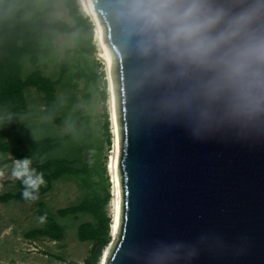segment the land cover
Wrapping results in <instances>:
<instances>
[{
	"label": "water",
	"instance_id": "obj_1",
	"mask_svg": "<svg viewBox=\"0 0 264 264\" xmlns=\"http://www.w3.org/2000/svg\"><path fill=\"white\" fill-rule=\"evenodd\" d=\"M117 2L92 0L119 131V229L105 264H264V120L194 133L162 102L166 85L139 82L145 60L125 42Z\"/></svg>",
	"mask_w": 264,
	"mask_h": 264
},
{
	"label": "clouds",
	"instance_id": "obj_2",
	"mask_svg": "<svg viewBox=\"0 0 264 264\" xmlns=\"http://www.w3.org/2000/svg\"><path fill=\"white\" fill-rule=\"evenodd\" d=\"M115 15L145 60L139 82L166 85L162 102L194 133L264 120V0H118ZM11 174L25 199L38 198L46 181L30 156L15 158Z\"/></svg>",
	"mask_w": 264,
	"mask_h": 264
},
{
	"label": "rangeland",
	"instance_id": "obj_3",
	"mask_svg": "<svg viewBox=\"0 0 264 264\" xmlns=\"http://www.w3.org/2000/svg\"><path fill=\"white\" fill-rule=\"evenodd\" d=\"M77 4L80 15L88 16L94 24L93 42L96 51L89 54L80 50L77 47L75 32H49L43 43L50 45L51 51L48 54L41 52L36 62H32L29 56H24L23 72L26 75L37 67L46 75L60 78L57 86V98L61 103L60 122H55L45 113L44 93L35 87H29L25 91L28 102L25 118L35 138L66 135L62 146L50 152L47 157L76 158L78 165L90 166L92 172L87 182L83 177L64 176L55 181L51 191L32 201L11 200L0 203V264L83 263L92 242L80 241L77 237V227L80 222L93 217L87 213L61 216L57 210L78 203L93 190L97 189L104 195L110 193L106 208L113 220L117 194L114 171L110 165L115 140L110 79L107 65L101 56L95 20L87 10L84 0H77ZM49 7L52 8L51 11H47ZM18 10L27 18H61L71 24L75 23L66 0H19ZM91 71L96 73L95 79L76 75L77 72ZM104 91L107 95L105 100ZM106 111L110 135L106 128ZM11 119L12 112L0 104V128L7 125ZM5 158L6 154H0V194L17 190L16 178L11 174L13 161L5 162ZM45 216L63 226L62 240L56 241L42 235H27L32 229L46 226ZM110 234L112 242L115 237L112 227ZM98 264H101V260Z\"/></svg>",
	"mask_w": 264,
	"mask_h": 264
},
{
	"label": "trees",
	"instance_id": "obj_4",
	"mask_svg": "<svg viewBox=\"0 0 264 264\" xmlns=\"http://www.w3.org/2000/svg\"><path fill=\"white\" fill-rule=\"evenodd\" d=\"M19 0H0V104L12 112L11 121L0 128V154H6L5 162L14 161L15 158L30 156L32 166L42 171L45 183L40 185L39 196L52 190L56 180L75 175L83 177L87 182L91 175L90 166H80L76 158L68 156H48L50 152L62 146L66 135H47L35 138L25 118L28 112V102L25 91L35 87L44 93L45 113L55 122H60L59 112L61 103L57 98V86L60 78L44 74L39 68H34L24 74V56H29L32 62L38 60L39 54H48L51 46L43 43L49 32L77 34V47L89 54L96 51L93 42L94 24L88 16L79 13L77 0H66L70 14L75 18L71 24L61 18L34 19L27 18L18 10ZM51 7L47 11H51ZM81 78L95 79V72H77ZM107 97L103 92V100ZM105 107V106H104ZM106 128L109 132V119L107 111L104 112ZM17 190L6 191L0 194V203L17 200L21 202L32 201L25 199L21 194L24 185L16 178ZM110 193L101 194L97 189L90 192L81 201L57 210L61 216L87 213L92 219L82 221L77 227V237L80 241H91L88 255L83 263L98 264L104 249L111 242L112 217L107 211ZM46 226L35 228L27 232L29 237L36 235L47 236L52 240L60 241L64 238V228L54 219L45 216Z\"/></svg>",
	"mask_w": 264,
	"mask_h": 264
},
{
	"label": "bare ground",
	"instance_id": "obj_5",
	"mask_svg": "<svg viewBox=\"0 0 264 264\" xmlns=\"http://www.w3.org/2000/svg\"><path fill=\"white\" fill-rule=\"evenodd\" d=\"M84 4L87 8V10L91 13L95 20L96 24V32H97V39L101 46V56L104 58L105 63L107 65L109 79H110V89H111V110H112V116H113V124H114V131H115V140H114V149L113 153L111 155L110 165L114 171V181L116 186V198L114 202V215L112 220V232L114 236H116L117 231L119 229V175L116 167L117 162V154H118V139H119V131H118V122H117V113H116V106H115V99H114V93H113V86H112V79H111V73H110V66H109V59H108V53H107V46L104 42V30L101 25V22L98 18L97 13L93 9V3L92 0H84ZM108 254V249L105 251L101 264H105V258Z\"/></svg>",
	"mask_w": 264,
	"mask_h": 264
}]
</instances>
